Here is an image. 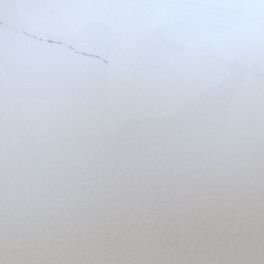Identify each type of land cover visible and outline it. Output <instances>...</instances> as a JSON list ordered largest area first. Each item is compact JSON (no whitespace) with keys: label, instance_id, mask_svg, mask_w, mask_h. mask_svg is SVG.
Masks as SVG:
<instances>
[{"label":"water","instance_id":"95a60500","mask_svg":"<svg viewBox=\"0 0 264 264\" xmlns=\"http://www.w3.org/2000/svg\"><path fill=\"white\" fill-rule=\"evenodd\" d=\"M0 264H264V0H0Z\"/></svg>","mask_w":264,"mask_h":264}]
</instances>
